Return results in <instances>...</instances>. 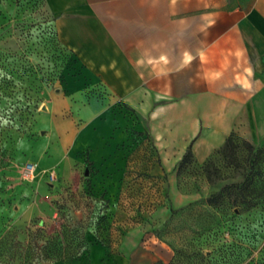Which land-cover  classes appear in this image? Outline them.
Listing matches in <instances>:
<instances>
[{"label": "rangeland", "instance_id": "1", "mask_svg": "<svg viewBox=\"0 0 264 264\" xmlns=\"http://www.w3.org/2000/svg\"><path fill=\"white\" fill-rule=\"evenodd\" d=\"M171 85L183 93L186 84ZM170 103L160 109L90 80L44 0H0V264L85 261L95 241L136 246L146 264L264 262V209L208 204L241 180L220 156L228 179L203 172L222 135L197 134L186 98ZM94 121L106 126L98 138L83 134ZM192 141L195 158L180 171ZM27 162L40 166L33 181Z\"/></svg>", "mask_w": 264, "mask_h": 264}, {"label": "crops", "instance_id": "2", "mask_svg": "<svg viewBox=\"0 0 264 264\" xmlns=\"http://www.w3.org/2000/svg\"><path fill=\"white\" fill-rule=\"evenodd\" d=\"M44 1L90 80L116 96L151 97L160 109L186 98L197 134L264 141V0L233 8L227 0ZM180 81L183 93L171 85ZM102 127L94 121L83 134L91 128L98 138ZM127 247L95 241L87 260L61 264H146Z\"/></svg>", "mask_w": 264, "mask_h": 264}, {"label": "trees", "instance_id": "3", "mask_svg": "<svg viewBox=\"0 0 264 264\" xmlns=\"http://www.w3.org/2000/svg\"><path fill=\"white\" fill-rule=\"evenodd\" d=\"M193 143H190L183 156L180 171L193 163ZM217 156L224 160L225 167L241 174V180L228 183L220 192L212 194L208 204L214 207L222 205L236 213L257 207L264 209V149H256L251 142L231 132L223 146L202 167L211 183L229 178L218 165L220 160L216 159ZM262 259L252 258L247 264H264Z\"/></svg>", "mask_w": 264, "mask_h": 264}, {"label": "built area", "instance_id": "4", "mask_svg": "<svg viewBox=\"0 0 264 264\" xmlns=\"http://www.w3.org/2000/svg\"><path fill=\"white\" fill-rule=\"evenodd\" d=\"M38 167L37 162H27L23 167L24 178L33 181L36 177Z\"/></svg>", "mask_w": 264, "mask_h": 264}]
</instances>
